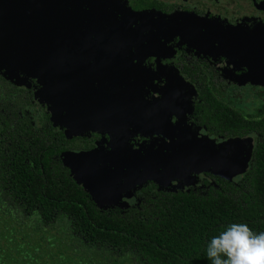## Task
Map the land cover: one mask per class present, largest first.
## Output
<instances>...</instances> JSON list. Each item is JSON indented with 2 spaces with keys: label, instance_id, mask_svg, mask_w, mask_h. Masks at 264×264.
<instances>
[{
  "label": "flooded vegetation",
  "instance_id": "af4514ba",
  "mask_svg": "<svg viewBox=\"0 0 264 264\" xmlns=\"http://www.w3.org/2000/svg\"><path fill=\"white\" fill-rule=\"evenodd\" d=\"M8 1L1 22L19 42L0 57V143L21 165L34 144L70 175L75 154L168 156L205 139L250 141V165L264 125V0ZM197 177L174 191L146 181L106 210L224 179Z\"/></svg>",
  "mask_w": 264,
  "mask_h": 264
},
{
  "label": "trees",
  "instance_id": "16d2710c",
  "mask_svg": "<svg viewBox=\"0 0 264 264\" xmlns=\"http://www.w3.org/2000/svg\"><path fill=\"white\" fill-rule=\"evenodd\" d=\"M254 130L261 136L239 179L189 193L144 190L138 206L109 210L60 164L39 160L37 144L27 166L0 143V264H210L205 242L226 225L264 231V125Z\"/></svg>",
  "mask_w": 264,
  "mask_h": 264
},
{
  "label": "water",
  "instance_id": "95a60500",
  "mask_svg": "<svg viewBox=\"0 0 264 264\" xmlns=\"http://www.w3.org/2000/svg\"><path fill=\"white\" fill-rule=\"evenodd\" d=\"M61 10L64 11L62 18H66L68 13H66L64 3L61 5ZM197 144L201 149L208 146V144H205L206 146H204L202 142H198ZM198 145L194 146L198 148ZM176 158L175 155H168L162 163L160 162L161 165H158L151 157L152 164L146 165V162L142 163L144 160H140L139 158L125 159L124 157H119L113 152L104 153L103 151L95 150L93 152L69 156L66 161H63V164L69 169L74 182L80 186L82 190L87 192L90 199L95 205L97 204V207H100V205L98 206V198L101 199V196H105V194L102 193L103 190L101 188H103L107 194H110V200H108V202L115 203V201L122 198L120 193L127 190L125 189L127 185L130 189L133 188L134 190H137L141 187L142 180L155 181L157 184H168L171 180L179 181L183 179L184 185L193 186L194 177L189 175V169L195 174L199 171L201 172L204 170V159H201V155H199L198 158L200 159V162L197 163L190 161V159L185 162L179 161ZM185 165L190 167H188V170L186 171H184L183 167ZM89 176L90 178L95 179V183L92 182L91 185L87 183V180H91L88 178ZM84 180H86V182H84ZM130 182L136 183L133 185Z\"/></svg>",
  "mask_w": 264,
  "mask_h": 264
},
{
  "label": "rangeland",
  "instance_id": "374dc122",
  "mask_svg": "<svg viewBox=\"0 0 264 264\" xmlns=\"http://www.w3.org/2000/svg\"><path fill=\"white\" fill-rule=\"evenodd\" d=\"M9 1L8 0H0V57L2 55H6L8 54L9 50L7 48H9V44L11 42H19V33L16 36L15 39L11 40L12 36H10V29H8L5 31L4 30V24L1 22V19L5 18L7 13L6 10H10L9 7ZM8 4V6H7ZM14 31V30H13ZM15 32V31H14ZM13 36V37H14ZM8 37V39H7ZM9 40L11 41L9 43ZM8 41V42H7ZM9 43V44H8ZM10 49V48H9ZM0 68H4V65H0ZM198 142H202L204 146H206L205 144H208V146H206L205 148H202L197 144ZM196 143H192V142H188L186 144H182L180 142H176L175 144L172 145V151L170 153H173V151H175L173 154H171L172 156L175 155V157H177L176 159L179 161H193V162H200V159L198 158L199 155H201V159H204V163H203V169L201 172L207 171V172H212L215 174H218L220 176H222L223 178L232 181L237 179L238 177L244 175L247 170H248V166H249V160H250V152L252 149V144L250 141L248 140H242V141H228L226 143H222L219 145H215L214 143H211L212 141L205 139V140H201L198 141ZM192 143V144H191ZM194 145H198V148L195 147ZM178 146V147H176ZM101 151V150H98ZM197 151V152H196ZM104 153H110L111 151H103ZM153 155V156H152ZM150 154V156L153 158V160H155V163L158 165H161V163L165 160L166 155L165 154ZM198 155V156H197ZM151 157H145V156H141L139 159L140 160H144L142 163L146 162V165H151L152 164V159ZM156 157V159L154 158ZM158 157V158H157ZM159 160V161H158ZM157 161V162H156ZM161 162V163H160ZM184 167V171L188 170L187 165L183 166ZM190 168V167H189ZM189 175L194 177L193 182L194 185L198 184V175L200 174V171L195 174L194 172H192L189 169ZM175 174V173H172ZM91 180H87L88 184H92V182L95 183V179L90 178V176L88 177ZM142 184H144L146 181L142 180ZM175 181V185L171 186V191L177 190V189H184L185 187H188L186 185H184V181L183 179L177 181V180H173ZM84 182H86V180H84ZM148 182V181H147ZM149 182H153V181H149ZM133 185L136 182H130ZM155 183V181L153 182ZM159 183V182H158ZM141 184V186H142ZM159 189L160 188H167L168 186H170V184H157V182L155 183ZM103 191L104 189L101 188ZM125 191L120 193V196H122V198L119 201H115V203L113 202H108V200H110L109 196L110 194H107L106 191H102L103 194H105L104 197L101 196V199L98 198V206L100 205V209H107L108 207L111 206H117V207H127L128 203L127 201L129 200V198L132 195V192H134L135 190L133 188L130 189V187L127 185L125 187ZM107 194V195H106ZM97 206V204H96Z\"/></svg>",
  "mask_w": 264,
  "mask_h": 264
},
{
  "label": "clouds",
  "instance_id": "9594fccd",
  "mask_svg": "<svg viewBox=\"0 0 264 264\" xmlns=\"http://www.w3.org/2000/svg\"><path fill=\"white\" fill-rule=\"evenodd\" d=\"M204 251L210 264H264V231L231 223L205 242Z\"/></svg>",
  "mask_w": 264,
  "mask_h": 264
}]
</instances>
